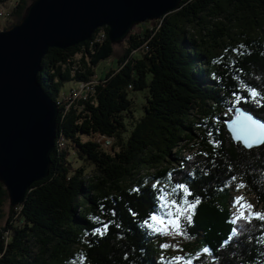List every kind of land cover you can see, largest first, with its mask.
<instances>
[{"label": "trees", "instance_id": "1", "mask_svg": "<svg viewBox=\"0 0 264 264\" xmlns=\"http://www.w3.org/2000/svg\"><path fill=\"white\" fill-rule=\"evenodd\" d=\"M33 1L17 0L2 28L20 23ZM146 23L125 40L118 67L69 107L64 82H91L94 66L114 53L108 27L46 53L38 81L59 105L50 174L10 206L5 224L0 182V264H168L145 223L161 212L162 185L190 205L198 200L185 223L192 264H264V220L235 221L231 188L243 185L264 207V144L247 150L226 128L239 106L264 119V0H183ZM144 90L136 119L129 94ZM97 133L113 139L111 152L82 139ZM60 138L82 165L70 164Z\"/></svg>", "mask_w": 264, "mask_h": 264}, {"label": "water", "instance_id": "2", "mask_svg": "<svg viewBox=\"0 0 264 264\" xmlns=\"http://www.w3.org/2000/svg\"><path fill=\"white\" fill-rule=\"evenodd\" d=\"M183 0H34L17 25L0 30V182L10 205L50 174L59 106L38 81L51 48L67 49L108 27L114 47L139 24L178 10ZM245 149L264 144V119L239 106L226 123Z\"/></svg>", "mask_w": 264, "mask_h": 264}, {"label": "rangeland", "instance_id": "3", "mask_svg": "<svg viewBox=\"0 0 264 264\" xmlns=\"http://www.w3.org/2000/svg\"><path fill=\"white\" fill-rule=\"evenodd\" d=\"M16 2L17 0H8V1L6 0V3H4L3 7L1 6L0 10L5 9V11L7 12V16L5 15L3 17L0 16V22L2 23L0 30H3L2 28L3 25L6 24L7 21L9 20V12L10 10H12ZM143 24H147V23L145 22L135 26L132 30L133 33H139L141 31V27ZM146 26L150 28L152 25L148 24ZM125 40L123 43L120 44L116 43V45L114 46V53L112 56L101 60L96 66H94L96 75L94 76L92 80L93 83L91 82V84L96 83L100 78L101 79L104 78L109 71L118 67L119 57L123 54L127 46ZM76 59L79 60L80 55H77ZM82 92L84 95L87 93L88 96L89 93L88 89H83L82 85L77 83L76 81L74 82L67 81L64 82L63 86L61 87L60 98L62 100H68L70 94L71 96L74 95V97L75 96L79 97L81 96ZM147 94H148L147 90L132 91L129 94L130 99L134 100L133 103L134 111L132 113H134L136 119H139L144 113L143 105L146 102L145 96ZM126 120L130 130L132 128V125L130 124V118H127ZM57 134H58V128H57ZM82 139L83 141L95 139V141L102 143L103 147H108V148H104L106 149L107 152H111V148H112L111 146L113 144L111 146L109 145L105 146V142L102 136L99 135H95V136L91 135L86 137L83 136ZM65 145H67V151L69 152L68 161L70 162V164H72L74 168L82 165V161L77 157L75 148L72 146V144L65 143ZM183 155L187 156L188 155L187 151H184ZM85 167H86V175L90 176L95 173V168L93 165L87 163ZM147 172H153V170H148V171L145 170L142 171L141 174L144 175ZM161 187H163V191H164L161 212L160 214L154 215L155 219L151 218L147 223V226L152 231V233L157 234L160 238L158 243L159 246L158 258L159 260H163L168 264H192V257L190 256V254H192L191 243L193 241L189 239L185 234V223L191 222V219L189 220L188 218L189 217L192 218V213L194 208L190 207V204H188L186 198L175 196L170 191H168L166 185H162ZM231 188L233 190L232 191V198L234 199L233 204H235V206L233 207V213H234L233 216L235 215V221L238 220L237 217H239L241 213H243L245 218H247L250 215L248 205H251L252 218H256L254 215L255 213L264 212L259 202L252 194H249L247 189H243L239 187L237 183L231 184ZM239 198H243V199H239ZM238 199L239 202H237ZM10 206H11L10 200L8 197L7 202L4 206V211L6 216L2 224H5L6 221L8 220ZM149 225H151V227ZM200 254L201 252L198 255Z\"/></svg>", "mask_w": 264, "mask_h": 264}, {"label": "built area", "instance_id": "4", "mask_svg": "<svg viewBox=\"0 0 264 264\" xmlns=\"http://www.w3.org/2000/svg\"><path fill=\"white\" fill-rule=\"evenodd\" d=\"M7 16V12L5 11V9H3V10H0V16L1 17H3V16ZM105 38V34L102 32L101 34H100V38H99V40H103ZM92 82V81H91ZM91 82H89V83H80L81 85H82V88L83 89H88V92H90V91H92L93 90V86L96 84V83H98L99 81H97L96 83H94V84H91ZM93 83V82H92ZM86 97H87V93L84 95L83 94V92L81 93V96H79V97H74V95H72L71 96V94H70V96L68 97V100H61L62 102H63V104L65 103V104H67L66 106L67 107H69L74 101H78L79 99H86ZM59 106V105H58ZM95 135H99V136H102V138L104 139V142H105V146H111L112 144H113V139L112 138H110V137H108V136H106V135H103V134H100V133H97V134H94V136ZM95 138V137H94ZM94 141H95V139H94ZM97 142V141H96ZM98 143H100V142H98ZM56 145V144H55ZM57 145H58V147L59 148H65L64 146H66L65 145V142H64V139L63 138H60L59 140H58V143H57ZM100 145L103 147V145H102V143H100ZM191 146V144L188 146V147H190ZM103 148H108V147H103ZM184 151H187V153H188V155L187 156H185V157H188V156H190L191 155V153L193 152V149H192V147L191 148H187V149H184ZM183 151V152H184ZM184 156V155H183ZM248 192H249V190H248ZM249 194H252L251 193V191L249 192ZM254 197H255V195L254 194H252ZM256 198V197H255ZM257 200V199H256ZM261 205V208H263V211H264V207L262 206V204H260ZM262 213V212H261ZM262 214H264V212L262 213ZM234 220H235V215L232 217Z\"/></svg>", "mask_w": 264, "mask_h": 264}, {"label": "snow or ice", "instance_id": "5", "mask_svg": "<svg viewBox=\"0 0 264 264\" xmlns=\"http://www.w3.org/2000/svg\"><path fill=\"white\" fill-rule=\"evenodd\" d=\"M241 187H243V185H241ZM239 199H243V198H239ZM239 199H238L237 202H239ZM195 203H198V200L195 201V202H193V203L190 205V207H191V208H194V207H195ZM248 208H249L250 215H249L246 219H248L249 221H251V219H252L251 205H248ZM254 215H255V217H256L257 219L264 220V214L257 212V213H255ZM152 219H155V216H153ZM188 219L190 220L191 218L189 217ZM237 219H245L243 213H241V215H240L239 217H237ZM145 223L147 224L148 221H145ZM149 226L151 227V225H149ZM104 227L107 228V225H104ZM100 231H101L100 229H97V232H100ZM233 231H236V229H233ZM101 234H102V233H101ZM165 246H167V245H165ZM204 251H205V252H208V249L205 248ZM177 259H179V258H177Z\"/></svg>", "mask_w": 264, "mask_h": 264}]
</instances>
